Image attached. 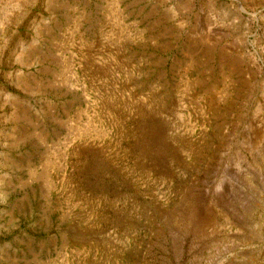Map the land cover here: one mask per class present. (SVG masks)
<instances>
[{
	"label": "rangeland",
	"instance_id": "rangeland-1",
	"mask_svg": "<svg viewBox=\"0 0 264 264\" xmlns=\"http://www.w3.org/2000/svg\"><path fill=\"white\" fill-rule=\"evenodd\" d=\"M0 264H264V0H0Z\"/></svg>",
	"mask_w": 264,
	"mask_h": 264
}]
</instances>
